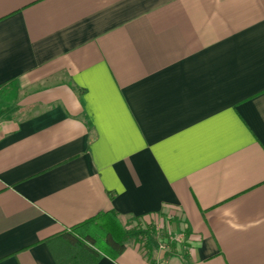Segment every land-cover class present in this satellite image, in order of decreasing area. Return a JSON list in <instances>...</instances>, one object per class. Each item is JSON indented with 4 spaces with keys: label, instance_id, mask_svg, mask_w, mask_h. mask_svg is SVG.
<instances>
[{
    "label": "crops",
    "instance_id": "1",
    "mask_svg": "<svg viewBox=\"0 0 264 264\" xmlns=\"http://www.w3.org/2000/svg\"><path fill=\"white\" fill-rule=\"evenodd\" d=\"M0 264H264V0H0Z\"/></svg>",
    "mask_w": 264,
    "mask_h": 264
},
{
    "label": "trees",
    "instance_id": "2",
    "mask_svg": "<svg viewBox=\"0 0 264 264\" xmlns=\"http://www.w3.org/2000/svg\"><path fill=\"white\" fill-rule=\"evenodd\" d=\"M88 223L94 228H101L103 236L99 238L97 237L98 235L96 236L95 234L89 232L80 240V242L71 238L69 235L68 236L69 241L72 244H77L83 247L82 249L89 254V258L94 262L97 261L99 257L94 249L102 250L104 248L112 251L114 254H120L125 249V241L131 239L134 235H137L134 228L122 231L119 217L114 212L99 215L89 220L87 224ZM64 236L66 237L67 235Z\"/></svg>",
    "mask_w": 264,
    "mask_h": 264
},
{
    "label": "rangeland",
    "instance_id": "3",
    "mask_svg": "<svg viewBox=\"0 0 264 264\" xmlns=\"http://www.w3.org/2000/svg\"><path fill=\"white\" fill-rule=\"evenodd\" d=\"M132 222V221H131ZM120 227H121V230L123 231V230H131L132 228H134V227H132L131 228V224L132 223H126V224H124V223H122V222H120ZM89 230H90V233H92V234H95L97 237H102L103 236V231H102V229L101 228H98V227H96V228H94L92 225H90L89 226ZM100 246H102V245H100ZM101 248H103V247H101ZM104 252H106L107 250L106 249H102Z\"/></svg>",
    "mask_w": 264,
    "mask_h": 264
}]
</instances>
